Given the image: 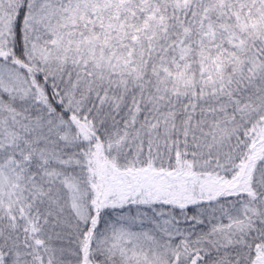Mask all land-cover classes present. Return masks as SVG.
<instances>
[{"label": "snow or ice", "instance_id": "obj_1", "mask_svg": "<svg viewBox=\"0 0 264 264\" xmlns=\"http://www.w3.org/2000/svg\"><path fill=\"white\" fill-rule=\"evenodd\" d=\"M0 264H264V0H0Z\"/></svg>", "mask_w": 264, "mask_h": 264}]
</instances>
